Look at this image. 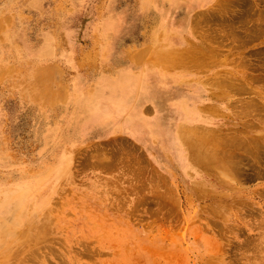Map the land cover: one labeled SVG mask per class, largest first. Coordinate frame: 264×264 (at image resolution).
<instances>
[{"label": "rangeland", "instance_id": "374dc122", "mask_svg": "<svg viewBox=\"0 0 264 264\" xmlns=\"http://www.w3.org/2000/svg\"><path fill=\"white\" fill-rule=\"evenodd\" d=\"M129 69L172 81L142 110L180 142L73 139L103 115L83 94ZM173 92L229 178L193 162ZM12 222L45 235L1 236L0 255L31 244L0 264H264V0H0V232Z\"/></svg>", "mask_w": 264, "mask_h": 264}, {"label": "bare ground", "instance_id": "6f19581e", "mask_svg": "<svg viewBox=\"0 0 264 264\" xmlns=\"http://www.w3.org/2000/svg\"><path fill=\"white\" fill-rule=\"evenodd\" d=\"M168 53L169 54L166 55V57L162 58V61L167 65L177 64V62L179 61V56H178L179 52H175V50H171L168 51ZM121 73L122 74H120V76L117 77L116 79H111L108 82H105L104 86L103 87L101 86L102 88L98 90L95 95L84 97L83 94V97H81L80 101H78L79 109L83 110V112L85 111V114H87L88 111H95L101 109L100 111H103V115L96 116L95 113L93 112L92 117H89L87 119L86 118L79 120L77 119L78 121L76 120L71 126L70 136L73 139H78V141H80V139H84V138L86 139L96 135L99 137L101 136V134L104 133L106 134L107 131H112V132L122 131V132H129L130 134L138 136L140 139L143 140V138L145 137L144 133H148V136L152 135L153 133L154 134L160 133L164 136L166 140L168 139L175 140L176 138L175 142L179 143L180 142V140H178L179 135L178 136L175 135L176 132L174 133L173 128L171 129L168 127L166 128L161 127L160 124L158 123L160 120L158 117L157 118L155 117V120L150 119L151 122H147L142 110L145 103L147 102H151L153 105L155 104L156 107L160 109L161 103L159 102V100H161L160 98L161 91L162 89H166L167 88L166 86L172 83V81L167 77L162 76L163 77L162 78L158 74L157 76L152 75V77L150 75H148L147 77L146 75L141 76L135 73L131 69L126 70L125 72L121 71ZM244 86L245 85H243V88ZM97 97H102L103 100L98 102L96 101ZM170 97L172 99L175 98L174 92ZM187 100L190 99L187 97ZM170 105H171V109L175 112V114L177 115V119L179 120L176 126L177 128L178 125L180 127L179 132H181L182 139L184 143L186 142L187 145L190 147V152L193 162L208 167L212 166V168H214L219 174L221 173L222 175L229 178L230 176L228 174L229 173L228 167L226 163L219 158L220 157L219 155L221 154L220 153L221 149L218 148V141L214 139L210 133L212 131L211 127L208 128L204 126V128L201 129L199 128L198 125L188 124V123H195L197 121L198 122L202 121L200 119H196V117H198L196 115L200 113V111L196 109V106L191 105L190 102L188 103L184 102L183 97L174 99V101ZM129 109H131L130 110L131 112L129 111ZM124 114H126L125 115L126 117L124 116ZM179 132L177 130V134ZM171 144L174 145V143ZM33 227L37 228L39 227V224L36 226H27L19 229V228H15V224L12 222L10 224V227L0 232V238L1 236H3V238L7 240L6 239L7 235H12L14 237L17 234H22L24 237L30 240H36L34 241V243L37 244L39 242L38 239L42 240L41 238L42 236L45 235V231H43L44 229L43 227L37 228L39 233H37L35 239H32L31 228ZM30 244L25 246L26 242L13 240L12 244H10L13 250L11 252L8 251L9 252L8 254L5 253L3 255H0V263L6 259H17L18 261H21L22 259L24 260V258L29 259V257H27L26 255L25 257H21L20 255L22 253L20 254L18 252H21L23 248H27V249L30 248ZM30 255L32 256V254ZM28 261L30 262L31 259Z\"/></svg>", "mask_w": 264, "mask_h": 264}, {"label": "crops", "instance_id": "0c3cea01", "mask_svg": "<svg viewBox=\"0 0 264 264\" xmlns=\"http://www.w3.org/2000/svg\"><path fill=\"white\" fill-rule=\"evenodd\" d=\"M120 132H122V131H117V132H115V133H120Z\"/></svg>", "mask_w": 264, "mask_h": 264}]
</instances>
